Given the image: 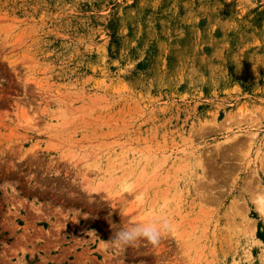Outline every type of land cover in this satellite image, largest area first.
<instances>
[{"label":"rangeland","instance_id":"1","mask_svg":"<svg viewBox=\"0 0 264 264\" xmlns=\"http://www.w3.org/2000/svg\"><path fill=\"white\" fill-rule=\"evenodd\" d=\"M258 196L264 0H0V264H264Z\"/></svg>","mask_w":264,"mask_h":264},{"label":"clouds","instance_id":"2","mask_svg":"<svg viewBox=\"0 0 264 264\" xmlns=\"http://www.w3.org/2000/svg\"><path fill=\"white\" fill-rule=\"evenodd\" d=\"M254 202L257 210L264 212V196L254 198ZM115 228V235L110 242L116 246H137L141 241H146L155 246L164 233L173 230V224L167 217L150 214L144 220L136 223L123 222Z\"/></svg>","mask_w":264,"mask_h":264}]
</instances>
